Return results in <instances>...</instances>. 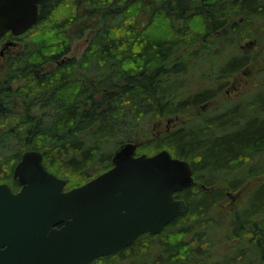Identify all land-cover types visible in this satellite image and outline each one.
Returning a JSON list of instances; mask_svg holds the SVG:
<instances>
[{"label": "trees", "instance_id": "obj_1", "mask_svg": "<svg viewBox=\"0 0 264 264\" xmlns=\"http://www.w3.org/2000/svg\"><path fill=\"white\" fill-rule=\"evenodd\" d=\"M40 4L24 53L7 64V91L0 89V182L19 188L14 168L28 150L41 151L45 166L76 186L112 167L124 142H137L138 154L168 149L195 171L196 181L178 191L188 210L93 264H264L263 85L204 124L195 113L223 90L224 77L255 61L243 39L264 47V0ZM88 29L81 56H68L73 36ZM46 64L57 65L38 75ZM184 115L181 126L149 131L163 117ZM248 178L258 185L238 213L225 214L227 192ZM224 225L221 261L212 246Z\"/></svg>", "mask_w": 264, "mask_h": 264}, {"label": "water", "instance_id": "obj_2", "mask_svg": "<svg viewBox=\"0 0 264 264\" xmlns=\"http://www.w3.org/2000/svg\"><path fill=\"white\" fill-rule=\"evenodd\" d=\"M39 1L0 0V37L29 30ZM137 148L120 144L112 167L70 189L41 151H25L13 173L20 189L0 182V264H93L185 213L178 191L195 182L191 162L168 149L148 155Z\"/></svg>", "mask_w": 264, "mask_h": 264}, {"label": "rangeland", "instance_id": "obj_3", "mask_svg": "<svg viewBox=\"0 0 264 264\" xmlns=\"http://www.w3.org/2000/svg\"><path fill=\"white\" fill-rule=\"evenodd\" d=\"M90 33H91V29L90 30L88 29L83 37L73 36L72 50L68 54V56H77L78 58L81 56L84 48L87 45L88 36ZM250 41H254V44L250 45L247 43ZM243 42L244 44H240V45H243V46L248 45V48L251 50L250 54L252 55V57L255 58V61L245 66L242 70H240L235 75L230 76V77H224L222 79V82L224 84L223 90L218 94L217 97L213 98L212 104L209 107L205 109H203L202 107L197 108V111L200 113L199 115L208 116L213 111L223 110L225 104H227L228 106H231L233 102H236L241 99L249 98L248 95L251 96L252 89L257 88L258 86L263 85L262 90L264 91V47H260L257 44L256 39H253V38L243 39L241 43ZM241 49L244 50V48H241ZM4 60H5L4 56L0 54V76H1L0 83H1V79L4 77V72H5ZM204 64H208V63L205 61ZM52 65L55 66V64H52ZM190 74L194 78L198 74H203V73L200 70H198V71H191ZM227 90H229V92H227ZM256 91L258 90H255V93ZM261 112L263 113V108L261 109ZM195 113L197 112L195 111ZM168 117L162 118L163 123L161 125L153 124V127H151L149 131L156 132V133L165 132L167 129ZM181 118L187 121L189 117L184 115V116H181ZM180 123L181 122H179L176 126H178ZM176 126L173 125L171 128H175ZM146 138H149V137H146ZM111 148L114 149V146H112ZM256 182H257L256 180L250 182L248 187L244 190V193L241 196V199L233 205V209H232V206L230 205L231 198L228 197V199L224 202V209H223L224 213L225 214H234L235 212L238 213L240 207L243 205L249 193L250 188L252 189V187L254 186ZM69 186L71 187L72 185L69 184L68 187ZM209 233L213 234V227L209 229ZM218 233L221 235V238L214 241L213 246H212V252L215 254L214 256L216 258L218 259L221 258V261H223V259L225 258L224 255L226 254L227 244H228V240L226 239L227 238L226 235L228 234L226 225L222 226V228L220 229ZM231 239H232V242H231L232 246L233 244H236L239 242L238 239L236 238L235 239L231 238ZM242 262L243 261L237 262L235 264H242Z\"/></svg>", "mask_w": 264, "mask_h": 264}, {"label": "flooded vegetation", "instance_id": "obj_4", "mask_svg": "<svg viewBox=\"0 0 264 264\" xmlns=\"http://www.w3.org/2000/svg\"><path fill=\"white\" fill-rule=\"evenodd\" d=\"M41 4H40V1H39V14H40V11H41V6H40ZM28 32V30L27 31H25V32H23V33H21V34H15V33H13L12 31H8V32H6L4 35H2L1 37H0V54L2 55V56H4V58H5V60H4V64H5V72H4V78H3V83H0V86H2V87H0V89H4L5 91H7V64H11V62H13V59L14 58H16L17 56H22V54L24 53V51H25V48H26V33ZM244 46H246V45H244ZM248 46V45H247ZM57 64H55V66H56ZM52 66V67H51ZM55 66H53L52 64H49V65H44V66H42L40 69L38 68L37 69V71H36V73L39 75V71L41 70V69H44V68H47L48 70L49 69H53ZM211 70V68L210 67H207L206 69H205V71H202V69H201V72H207V71H210ZM44 73V72H43ZM1 77V76H0ZM203 77V76H202ZM211 79V78H210ZM213 79V78H212ZM214 84V83H213ZM202 86H204L203 84H202ZM234 89V88H233ZM227 92H229V90H227ZM219 94V93H218ZM218 95H215L214 97H212L211 99H208V100H206L205 102H201L200 103V105L197 107V108H199V107H202L203 109H205V108H207V107H209L211 104H212V101H213V98H215V97H217ZM232 105H234V102H233V104ZM231 105V106H232ZM228 105L227 104H225V106H224V108H223V110H220V111H218V110H216V111H213V112H211V114L210 115H208V116H203V115H199L200 113L197 111V108L195 109L196 110V112H197V114H198V116L201 118V124H204V119H207V117H213V116H215V115H218L220 112H222V111H224L225 109H226V107H227ZM167 122H168V124H167V129H166V131H169V130H172V129H174V128H171L173 125L174 126H176L179 122H181L178 126H181V125H183V124H185V123H187L188 122V120L187 121H185V120H183L182 118H181V116H175V117H170V118H168L167 119ZM163 123V119H161V120H159V121H157L156 123H155V125H161ZM176 123V124H175ZM178 126H176V127H178ZM175 127V128H176ZM168 128H170V129H168ZM194 169V168H193ZM194 177H195V180H196V176H195V171H194ZM255 177V176H254ZM262 176H257V177H255V178H257V179H260ZM253 178V177H252ZM252 178H248L246 181H244L243 183H240L239 184V188L237 189V190H231L230 192H227L228 193V197H230L231 198V202H230V205L232 206V209H233V205L237 202V201H239L240 199H241V196L243 195V193H244V190L248 187V185L250 184V182L251 181H254V180H252ZM69 181H70V179H69ZM70 184V182L67 184V186H66V188L65 189H70V188H72L73 186H69L68 187V185ZM258 184H257V182L254 184V186L253 187H255V186H257ZM253 187H252V189H253ZM252 189L250 188V190H249V192L250 191H252Z\"/></svg>", "mask_w": 264, "mask_h": 264}, {"label": "bare ground", "instance_id": "obj_5", "mask_svg": "<svg viewBox=\"0 0 264 264\" xmlns=\"http://www.w3.org/2000/svg\"><path fill=\"white\" fill-rule=\"evenodd\" d=\"M166 119V118H165ZM168 129H170V128H168Z\"/></svg>", "mask_w": 264, "mask_h": 264}]
</instances>
